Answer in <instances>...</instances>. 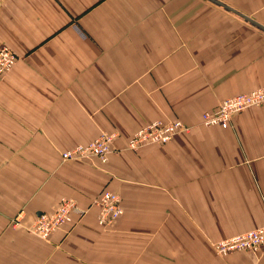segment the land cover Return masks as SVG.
Here are the masks:
<instances>
[{"label": "crops", "instance_id": "obj_1", "mask_svg": "<svg viewBox=\"0 0 264 264\" xmlns=\"http://www.w3.org/2000/svg\"><path fill=\"white\" fill-rule=\"evenodd\" d=\"M0 41L18 55L0 78V264H264V247L214 250L264 226V103L201 121L264 86V0H4ZM156 119L190 130L125 149ZM111 131L106 163L62 159ZM104 187L124 208L108 229L92 205ZM63 197L88 212L29 231Z\"/></svg>", "mask_w": 264, "mask_h": 264}, {"label": "built area", "instance_id": "obj_2", "mask_svg": "<svg viewBox=\"0 0 264 264\" xmlns=\"http://www.w3.org/2000/svg\"><path fill=\"white\" fill-rule=\"evenodd\" d=\"M3 3L4 0H0V10ZM17 59V54L7 44L0 41V78L12 70ZM263 103L264 86L225 99L216 110L205 112L203 121L227 127L234 114ZM189 130L188 125L178 120L169 123L154 121L134 133L129 140V147L136 149L147 143L165 144L170 142L176 134L186 133ZM117 135L115 132L103 133L85 144H78L64 151L62 158L67 161L96 156L105 161L112 152V143ZM92 204L97 208L98 223L105 228L111 227L123 214L121 196L116 191L102 189ZM86 212L87 209L79 206L74 199L63 198L54 214L41 212L29 230L38 237L46 239L54 230L72 221L74 215L81 217ZM214 246L221 256L235 251H258L264 247V226L220 239Z\"/></svg>", "mask_w": 264, "mask_h": 264}, {"label": "rangeland", "instance_id": "obj_3", "mask_svg": "<svg viewBox=\"0 0 264 264\" xmlns=\"http://www.w3.org/2000/svg\"><path fill=\"white\" fill-rule=\"evenodd\" d=\"M18 56V55H17ZM219 107V106H218ZM218 107H216V108H214V109H212V110H207V111H214V110H216ZM207 111H205V112H207ZM205 112H203V114L205 113ZM203 114H202V123L203 124H205V125H218V124H208V123H205L204 121H203ZM234 116V115H233ZM233 116L231 117V119H230V121H229V123H228V126L230 125V123H231V120H232V118H233ZM181 121V120H179V119H174V120H162V119H156V120H153V121H151V122H154V121H162V122H164V123H169V122H173V121ZM151 122H149V123H151ZM183 124H185V125H188V124H186V123H184L183 121H181ZM148 123V124H149ZM147 125V124H146ZM146 125H144V126H146ZM144 126H142V127H144ZM189 126V125H188ZM219 126H221L220 124H219ZM227 126V127H228ZM142 127H140V128H138V130L139 129H141ZM190 127V126H189ZM221 127H223V126H221ZM137 131V130H136ZM113 132H115V133H117L118 135H117V137L114 139V141H113V143H112V152L111 153H113V152H115L116 150H117V148L115 147V145H114V143H115V140L119 137V132H117V131H111V132H102L100 135H102L103 133H113ZM135 133V132H134ZM134 133L128 138V140H127V143H126V146H125V149H128V150H137L138 148H140L141 146H139L138 148H136V149H132V148H130L129 147V140L132 138V136L134 135ZM181 134H183V133H179V134H176L172 139H174L176 136H178V135H181ZM100 135H98V136H100ZM97 136V137H98ZM97 137H95V138H97ZM94 138H92L91 140H93ZM172 139H171V141H172ZM90 140V141H91ZM89 142V141H88ZM82 144H85V143H82ZM147 144H151V143H147ZM147 144H144V145H147ZM153 144H159V143H153ZM166 144V143H165ZM78 145V144H77ZM76 146V145H75ZM143 146V145H142ZM74 147V146H73ZM70 149V148H69ZM66 150H68V149H66ZM65 150V151H66ZM64 152V151H63ZM62 152V153H63ZM111 153L107 156V159L105 160V161H103L101 158H99L102 162H104V163H106L107 161H108V159H109V156L111 155ZM63 159V158H62ZM102 189H108V188H102ZM101 189V190H102ZM109 190H111V189H109ZM112 191H115V190H112ZM116 192H118V191H116ZM119 194H120V192H119ZM120 196H121V194H120ZM63 198H70V199H74L78 204H79V202L75 199V198H73V197H63ZM62 198V199H63ZM62 199L60 200V202L62 201ZM121 201H122V196H121ZM60 202H59V204H58V206L56 207V209L55 210H53V211H49V212H47V211H42L43 213H47V214H54L57 210H58V208H59V206H60ZM93 205V204H92ZM79 206H81L80 204H79ZM122 206H123V202H122ZM82 207V206H81ZM84 208V207H83ZM85 209H87V208H85ZM87 212H88V209H87ZM86 212V213H87ZM123 212H124V208H123ZM41 213V212H40ZM39 213V214H40ZM85 213V214H86ZM23 214H24V210H21L18 214H16L12 219H11V222L12 223H14V224H18V223H20V220H21V218H22V216H23ZM39 214H37L36 215V218L38 217V215ZM84 214V215H85ZM84 215L83 216H81V217H79V216H77V215H74L73 216V220L72 221H70V222H68V223H66V224H74L77 220H80L81 218H83L84 217ZM36 218H35V220H36ZM35 220H34V222H35ZM34 222H33V224H34ZM97 222H98V218H97ZM66 224H64L63 226H65ZM63 226H61V227H63ZM101 226V225H100ZM113 226V225H112ZM111 226V227H112ZM60 227V228H61ZM103 227V226H102ZM111 227H108V228H111ZM103 228H105V227H103ZM108 228H105V229H108ZM59 229V228H58ZM30 231V230H29ZM55 231H57V229L56 230H54L52 233H54ZM52 233H51V235H52ZM51 235L48 237V238H50L51 237ZM47 239V238H46ZM217 242V241H216ZM215 242V243H216ZM215 243H214V245H215ZM214 250H215V246H214ZM215 252H216V250H215ZM217 253V252H216ZM218 254V253H217ZM219 255V254H218Z\"/></svg>", "mask_w": 264, "mask_h": 264}, {"label": "bare ground", "instance_id": "obj_4", "mask_svg": "<svg viewBox=\"0 0 264 264\" xmlns=\"http://www.w3.org/2000/svg\"><path fill=\"white\" fill-rule=\"evenodd\" d=\"M263 87V86H262ZM260 88V87H259ZM255 89H257V88H255ZM236 96V95H235ZM224 101V100H223Z\"/></svg>", "mask_w": 264, "mask_h": 264}]
</instances>
